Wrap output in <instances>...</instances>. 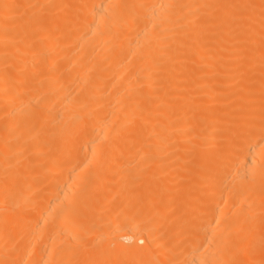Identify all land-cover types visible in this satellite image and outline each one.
Returning a JSON list of instances; mask_svg holds the SVG:
<instances>
[{"label":"bare ground","instance_id":"bare-ground-1","mask_svg":"<svg viewBox=\"0 0 264 264\" xmlns=\"http://www.w3.org/2000/svg\"><path fill=\"white\" fill-rule=\"evenodd\" d=\"M59 255L264 264V0H0V264Z\"/></svg>","mask_w":264,"mask_h":264},{"label":"rangeland","instance_id":"rangeland-1","mask_svg":"<svg viewBox=\"0 0 264 264\" xmlns=\"http://www.w3.org/2000/svg\"><path fill=\"white\" fill-rule=\"evenodd\" d=\"M61 232L63 233V228L61 229ZM62 233H61V237L63 236ZM63 234H64V233H63ZM62 238H63V237H62ZM62 238H61V239H62ZM63 239H64V238H63ZM139 244L141 245V244H143V242H141V243H139ZM61 255H62V257H63V254H61ZM62 260H63V258H62ZM63 262H64V261H63ZM63 262L61 261V257H60V255H59V264H63Z\"/></svg>","mask_w":264,"mask_h":264}]
</instances>
